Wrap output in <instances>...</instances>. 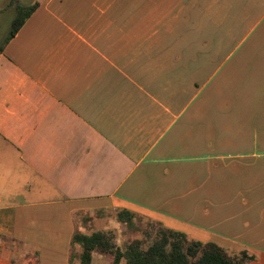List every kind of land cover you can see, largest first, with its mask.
Instances as JSON below:
<instances>
[{
  "label": "crops",
  "instance_id": "crops-1",
  "mask_svg": "<svg viewBox=\"0 0 264 264\" xmlns=\"http://www.w3.org/2000/svg\"><path fill=\"white\" fill-rule=\"evenodd\" d=\"M15 1L38 6L0 52V264H80L94 233L85 264H122L120 210L264 264V0Z\"/></svg>",
  "mask_w": 264,
  "mask_h": 264
},
{
  "label": "trees",
  "instance_id": "trees-1",
  "mask_svg": "<svg viewBox=\"0 0 264 264\" xmlns=\"http://www.w3.org/2000/svg\"><path fill=\"white\" fill-rule=\"evenodd\" d=\"M9 2L14 5L15 14L10 22L4 41L0 44V52L3 50L5 43L19 30L38 6L37 1L26 5L17 3L15 0ZM133 217V213L127 210H120L116 213V218L122 224L126 233L120 244L113 247L112 253L116 263L121 261L122 264H246L252 258L251 255L245 252L242 253V256L240 254H230L212 241L205 243L192 242L182 233H171L172 240L165 233L158 238H153L152 223L148 222L149 228L146 227L145 229L136 225ZM132 231H140L142 236L141 234H135V232L132 233ZM149 239L152 240L148 242ZM187 241L195 247L192 255L189 252L191 247L188 252L183 248V242ZM78 242L82 244L83 248L82 253L79 255V262L85 264L95 245L105 243L107 245V238L102 233H94L90 236L78 238Z\"/></svg>",
  "mask_w": 264,
  "mask_h": 264
},
{
  "label": "rangeland",
  "instance_id": "rangeland-1",
  "mask_svg": "<svg viewBox=\"0 0 264 264\" xmlns=\"http://www.w3.org/2000/svg\"><path fill=\"white\" fill-rule=\"evenodd\" d=\"M5 23H2L1 24V28H2V31L4 32V30H5ZM2 32V33H3ZM228 213H230V212H228ZM261 215H262V217L264 218V208H263V211H262V213H261ZM135 221V220H134ZM135 224L136 225H139V226H141V227H143V228H145L146 229V227L147 228H149L148 227V223H146V225H141L138 221H135ZM253 230H255V231H259V232H263L264 233V222H262V221H259V222H257V224L255 225V227L253 228ZM135 232V234H141V232L140 231H132V233H134ZM134 234V235H135ZM141 236H142V234H141ZM152 239H149L148 240V242H150Z\"/></svg>",
  "mask_w": 264,
  "mask_h": 264
}]
</instances>
